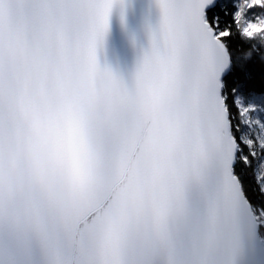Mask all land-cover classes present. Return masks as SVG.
<instances>
[{"label":"snow or ice","instance_id":"1","mask_svg":"<svg viewBox=\"0 0 264 264\" xmlns=\"http://www.w3.org/2000/svg\"><path fill=\"white\" fill-rule=\"evenodd\" d=\"M0 264H264V0H0Z\"/></svg>","mask_w":264,"mask_h":264},{"label":"water","instance_id":"2","mask_svg":"<svg viewBox=\"0 0 264 264\" xmlns=\"http://www.w3.org/2000/svg\"><path fill=\"white\" fill-rule=\"evenodd\" d=\"M150 3L151 0H137L138 13L146 12L148 10V6L150 5ZM153 16H155L154 12H153ZM112 38L116 41L118 45H120L122 51V58L119 63L110 59L112 66L118 70H126L127 68H130L134 62L135 53L131 48L124 45L121 39L118 23L115 20L113 21Z\"/></svg>","mask_w":264,"mask_h":264}]
</instances>
